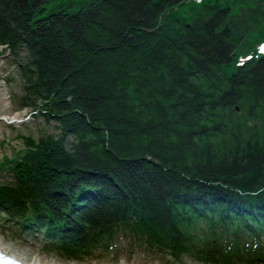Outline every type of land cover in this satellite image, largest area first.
Masks as SVG:
<instances>
[{
  "label": "trees",
  "instance_id": "1",
  "mask_svg": "<svg viewBox=\"0 0 264 264\" xmlns=\"http://www.w3.org/2000/svg\"><path fill=\"white\" fill-rule=\"evenodd\" d=\"M192 1L0 0L23 104L57 130L0 160V211L46 250L82 260L126 230L264 264V0Z\"/></svg>",
  "mask_w": 264,
  "mask_h": 264
},
{
  "label": "rangeland",
  "instance_id": "2",
  "mask_svg": "<svg viewBox=\"0 0 264 264\" xmlns=\"http://www.w3.org/2000/svg\"><path fill=\"white\" fill-rule=\"evenodd\" d=\"M203 0H193L199 4ZM263 47V46H262ZM24 53L15 58L9 49L0 45V108L6 103L9 115L20 113L21 122L6 123L0 120V160L3 157L13 158L24 147V137L30 136L34 140L46 134L56 133L52 122L46 121L34 105L23 103V80L17 66ZM243 57L238 56L237 62ZM11 175L7 169H0V182L10 181ZM47 237L42 232L22 230L13 217L0 211V243L19 252H26L28 256L43 262L56 264H208L194 260L188 256L174 259L161 249L147 247L144 242L126 230L118 231L106 249L98 248L91 257L82 260L64 258L56 252L45 249Z\"/></svg>",
  "mask_w": 264,
  "mask_h": 264
},
{
  "label": "bare ground",
  "instance_id": "3",
  "mask_svg": "<svg viewBox=\"0 0 264 264\" xmlns=\"http://www.w3.org/2000/svg\"><path fill=\"white\" fill-rule=\"evenodd\" d=\"M20 118V113H15L12 115H9L6 112V103L3 104V107L0 108V120H3L4 122L6 121H10V122H16L17 119ZM7 123V122H6ZM0 248L3 251H6L9 254H12L13 256H15L16 258H18L20 261H25L28 264H56L54 262H50L49 260L46 262H43L42 260H39L37 258H32V256H28V254L26 252H19L16 251L12 248H9L8 245L5 246L2 243H0ZM125 264V263H123ZM154 264H158V263H154Z\"/></svg>",
  "mask_w": 264,
  "mask_h": 264
},
{
  "label": "water",
  "instance_id": "4",
  "mask_svg": "<svg viewBox=\"0 0 264 264\" xmlns=\"http://www.w3.org/2000/svg\"><path fill=\"white\" fill-rule=\"evenodd\" d=\"M235 109H238V107H236ZM7 123H10V121H6ZM16 122H21V119H17Z\"/></svg>",
  "mask_w": 264,
  "mask_h": 264
},
{
  "label": "snow or ice",
  "instance_id": "5",
  "mask_svg": "<svg viewBox=\"0 0 264 264\" xmlns=\"http://www.w3.org/2000/svg\"><path fill=\"white\" fill-rule=\"evenodd\" d=\"M261 51L264 52V47H262Z\"/></svg>",
  "mask_w": 264,
  "mask_h": 264
}]
</instances>
